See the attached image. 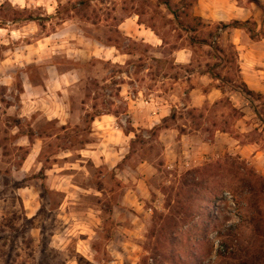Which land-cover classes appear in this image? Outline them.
<instances>
[{
  "label": "rangeland",
  "instance_id": "rangeland-1",
  "mask_svg": "<svg viewBox=\"0 0 264 264\" xmlns=\"http://www.w3.org/2000/svg\"><path fill=\"white\" fill-rule=\"evenodd\" d=\"M74 1L78 6L83 0ZM89 1L84 0L87 4L80 7L83 15L75 12L71 20L81 28L80 35L104 39L133 54L126 67L95 58L76 62L65 56L56 58V27L67 16H45L41 7L25 9L0 0V60L9 55L17 61L27 45L55 36L49 48L35 50L39 62L16 64L4 71L6 82L0 79V264H175V256L185 259L192 250L197 252V264H240L227 258L231 253H222L237 250V245L228 250L219 235L240 222L238 206L229 193L211 200L206 192L219 180L230 182L235 165L252 167L250 164L229 153L198 164L188 165L182 158L174 161L164 155L159 133L143 129L126 146L129 155L115 169L84 152L95 142L88 114L119 112V124L122 120L128 123L127 104L118 98L120 74L127 72L138 80L146 76L142 73L148 65L153 75L189 71L177 70L172 62L150 60L153 51L148 46L128 40L116 30L134 12H148L147 21L168 43L187 46L188 37L171 24L156 0ZM170 6L190 14L182 0H174ZM183 19L189 22L187 17ZM233 53L229 48L228 57ZM205 56L211 55L202 50L199 59ZM56 65L62 72L77 70L81 82L68 92L56 91ZM238 68L239 58L220 72L235 78ZM26 78L38 86L36 93L32 88L31 93L24 90ZM64 106L72 117L67 126L56 120V110ZM221 108L211 109V121H216L215 113ZM226 112L240 118L230 108ZM124 127L132 130L130 123ZM258 136L255 134L256 139ZM109 154L116 159L115 151ZM218 160L227 162L225 171L218 174L223 178L212 179L208 190L186 187L192 179L189 172ZM143 162L154 169L139 188L137 167ZM206 201H213L211 222L190 212L202 210ZM247 234L249 241L254 239V230L248 229ZM250 251L254 252L251 247ZM259 257L248 253L246 259ZM260 259L255 262L264 264V254Z\"/></svg>",
  "mask_w": 264,
  "mask_h": 264
},
{
  "label": "crops",
  "instance_id": "crops-1",
  "mask_svg": "<svg viewBox=\"0 0 264 264\" xmlns=\"http://www.w3.org/2000/svg\"><path fill=\"white\" fill-rule=\"evenodd\" d=\"M8 1L25 9H30L33 5L41 7L45 16H67V19L62 20L61 25L56 27V58L65 56L66 60L72 59L74 62L78 59L95 58L119 67H126L134 58L133 54L118 50L114 44L104 39L80 35L81 28L71 20L76 16L75 11L70 9V5L76 4L77 1ZM172 1L174 0H171V3ZM78 7H82V4ZM160 7L165 8L168 18L172 20L171 24L176 25V28L188 37L187 32L181 30L175 23L173 12L166 5ZM190 15L201 19L211 30L235 22L252 23L243 29L220 30L219 37L214 42L223 48L233 47L239 58L237 80L240 79L250 90L264 97V0H197L190 10ZM107 16L112 17V14ZM148 16V12H134L122 20L116 30L124 38L148 46L153 51L150 53L152 56L150 60L172 62L177 70L189 69V71L185 75H178L177 72L174 76L159 73L153 75L148 65L142 73L146 76L138 80L127 72L120 74L117 77L118 94L127 104L125 116L128 123L122 120L123 126L120 125V117L114 115V112H106L96 118L92 124L91 135L95 142L88 144L84 152L96 162L111 164V168L115 169L124 159L126 160L129 155L126 146L137 137L140 130L162 127L158 132V140L162 144L164 155L167 154L174 161L182 158L188 165L198 164L209 157L220 159L229 153L235 154L239 160L247 162L259 175L264 176V113L262 112L264 98L262 101H256L254 107L251 100L241 91L235 92L228 87L220 88V80L214 78L213 72L209 69L216 62L218 63L219 59L213 56L199 59L200 52L209 51V47L192 45L189 39L187 46L173 47L150 25L147 21ZM250 28L253 29L251 32ZM176 32L178 30H175ZM252 32H256L255 39L252 38ZM54 38L55 36L48 37L34 45H27L17 61L9 55L2 58L0 76L4 78L0 79H6V82L7 72L4 71L15 67L16 64L25 66L39 62L35 58V50L40 51L43 46L48 47V44H53ZM168 48H171L170 51ZM222 69V67L218 68L217 73L226 78L220 72ZM80 82L77 70L62 72L56 65V91L68 92ZM148 82L158 86L153 88ZM31 88L32 93L38 90V86H34V83L26 78L24 90L26 93H31ZM25 104L27 105L26 102ZM221 106L224 108L215 113L216 121H211V109ZM227 108L240 115V118L234 119L226 112ZM65 109L64 106L56 110V120L61 126H67L72 118ZM35 112L37 111L32 113ZM129 123L131 131L136 132L126 133L124 126ZM257 133L258 139L255 138ZM113 151L116 152L115 160L110 158L109 154ZM137 168L136 182L140 183L139 188H143V182L148 179L154 168L147 162L141 163Z\"/></svg>",
  "mask_w": 264,
  "mask_h": 264
},
{
  "label": "trees",
  "instance_id": "trees-1",
  "mask_svg": "<svg viewBox=\"0 0 264 264\" xmlns=\"http://www.w3.org/2000/svg\"><path fill=\"white\" fill-rule=\"evenodd\" d=\"M82 1V0H81ZM80 2V4H89V0L87 3ZM158 6H167L170 11L173 12L175 23L184 30L188 34V39L192 45H197L203 48L204 46L209 47V54L215 58L219 59V62L216 63L214 66L209 67V69L213 72L214 78H218L220 80V88H230L232 91H241L248 99L251 100L252 104L255 106L256 101H262L263 96L255 93L254 91L250 90V88L244 84L238 77L231 78L226 77L223 78L219 73H217L218 68H223L225 70L229 69L230 64L236 62L238 58V54L235 52L228 57V49L223 48L217 42H214L216 38L219 37L220 30L226 29H243L246 28L252 23L242 24L239 22L232 23L230 25H221L215 28L213 31H209L207 34H203L202 30L210 29V27L203 23V21L199 18L192 17L189 13L184 14L183 12H179L177 10H173L170 7L171 0H158ZM183 4L187 9H190L194 6L197 0H182ZM85 6V5H84ZM87 6V5H86ZM71 10H74L76 14L83 15L84 9H79L77 4L73 5ZM60 14V13H59ZM184 17H187L189 22H184L182 20ZM30 20L35 21L32 17ZM253 29L250 28V32ZM256 32H252V38H256ZM118 50H121V47L118 45H114ZM233 48V47H230ZM239 72V68H238ZM118 98H120L118 94ZM105 113L97 111L95 113L88 114V123L90 127L95 122L96 118L103 116ZM114 115L119 117V112L114 113ZM162 127H158L153 129L154 132H159ZM130 132L136 131H126L127 134ZM226 162V161H225ZM225 162L223 161H213L212 163L204 166L201 169H197L195 171L189 172L188 177H192L191 181L186 183V187H196L199 189L204 188L208 190L207 186L209 185L212 179L223 178V176H219L218 174L224 172V165ZM227 165V162H226ZM236 168L233 169L234 173L230 176V182L225 183L223 180H219L216 182L214 188L207 191V196L211 200H216L220 196L229 193L232 196V199L236 202L238 206V217L240 222L232 225L227 228L225 232H220V238L223 240L224 245L228 247V250L234 248L237 245V250L233 251H225L222 253H231L227 255L229 259H235L239 261L240 264H257L256 260H261L260 257L264 254V178L261 177L254 168L252 167H238L235 165ZM197 181H201L200 184H197ZM204 190V191H205ZM201 195V194H200ZM212 203L213 201H206L203 207H200L202 210L194 211L191 209V216L194 217H201L204 221H212L214 215L212 214ZM254 230V239L252 242L248 240V229ZM248 240V242H247ZM251 250L254 252L250 251ZM192 254H187V257L184 259L183 257L177 258L175 256L174 263L178 264V262H182V264H197L198 258L196 255V251L192 250ZM196 252V253H195ZM248 253H258L260 256L256 258V260L246 259ZM240 255V256H238ZM223 258V255H221ZM145 263V262H144Z\"/></svg>",
  "mask_w": 264,
  "mask_h": 264
}]
</instances>
